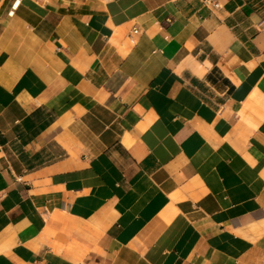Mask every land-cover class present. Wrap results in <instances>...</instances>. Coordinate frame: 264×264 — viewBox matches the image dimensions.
Here are the masks:
<instances>
[{
	"label": "crops",
	"instance_id": "1",
	"mask_svg": "<svg viewBox=\"0 0 264 264\" xmlns=\"http://www.w3.org/2000/svg\"><path fill=\"white\" fill-rule=\"evenodd\" d=\"M0 264H264V0H0Z\"/></svg>",
	"mask_w": 264,
	"mask_h": 264
},
{
	"label": "built area",
	"instance_id": "2",
	"mask_svg": "<svg viewBox=\"0 0 264 264\" xmlns=\"http://www.w3.org/2000/svg\"><path fill=\"white\" fill-rule=\"evenodd\" d=\"M139 33H140L139 28L138 27H134L133 30H132V36L130 37L132 43H135V36L138 35Z\"/></svg>",
	"mask_w": 264,
	"mask_h": 264
}]
</instances>
